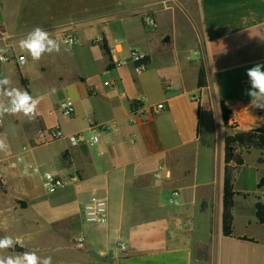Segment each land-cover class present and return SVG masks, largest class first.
Listing matches in <instances>:
<instances>
[{
  "label": "crops",
  "instance_id": "crops-1",
  "mask_svg": "<svg viewBox=\"0 0 264 264\" xmlns=\"http://www.w3.org/2000/svg\"><path fill=\"white\" fill-rule=\"evenodd\" d=\"M120 7L124 15L119 17L120 22L134 18L140 9L154 16L155 28L160 21L158 15L165 19L170 35L158 38L160 55L172 53L176 72L165 79L151 71L153 33L139 28L130 36L125 26H120V32L108 28V21L98 31L99 37L88 42L101 49L103 61L98 71L107 79L88 82L77 73L65 78L71 97L92 102L90 109L81 113L85 129L89 132V119L106 126V131L98 134V141L70 145L66 137L81 134L83 129L65 133L57 124L51 125L45 106L37 108L28 142L37 140L40 128L58 127L66 140L68 161L66 165L61 162L60 169L53 173L77 178L71 183L77 194L101 183L105 195L99 197L106 200L107 207L105 225L78 226L77 235H83L84 247L70 246L76 249V255L67 262L52 264H238L224 247L225 241H257L245 235L234 236L233 230L232 237L222 235L223 141L220 186L216 177L215 182L212 178L198 181L197 149L200 124L210 110L226 130L222 140L234 132L222 124L220 100L230 110L229 123L236 125L232 128L235 131L264 128V109L251 106L253 97L246 94L251 88L246 70L264 64V0H145L139 6ZM75 15L48 13L43 21L33 22L28 10L16 8L10 12L0 6V52L21 54L25 65L33 67L31 56L19 48V40L37 26L58 42L65 34L82 39V31L90 24ZM57 17L65 20L59 23ZM131 51L150 58L140 73H135L130 63ZM65 62L73 64V59ZM9 63L18 81L19 76L26 80L31 95L27 69L14 61ZM199 65L205 83L198 89ZM38 69L40 75L45 74L44 65L40 63ZM109 79L115 82L113 86L105 84ZM149 89H154L155 100L148 99ZM66 99L73 105L69 97ZM135 101L145 107L163 103L164 109L133 116L130 105ZM256 103L264 105V98L256 99ZM13 122L18 123L16 116ZM171 190L179 192L175 206L168 204ZM214 219L217 227L213 230ZM246 254L249 258V249Z\"/></svg>",
  "mask_w": 264,
  "mask_h": 264
},
{
  "label": "rangeland",
  "instance_id": "rangeland-1",
  "mask_svg": "<svg viewBox=\"0 0 264 264\" xmlns=\"http://www.w3.org/2000/svg\"><path fill=\"white\" fill-rule=\"evenodd\" d=\"M143 1L145 0H0V6L10 12L16 8L30 11L33 22L43 21L49 13L57 14L59 17L76 14V18L86 20L85 22L90 24L88 29L82 31L83 38H78L73 47L60 44L59 52L44 53L40 60H33V67H28L27 64L21 66V69H27L31 95L34 98L42 97L40 102L42 107L39 104L37 108L42 109L45 106L44 111L48 112L51 125L57 124L65 133L69 130L83 129L81 139L88 143L91 134L85 129L86 121L81 118V113H86L92 102L83 101L79 97L77 99L71 97L68 88H65V78L72 73H77L86 78L88 82L101 77L102 80L107 79L103 78L101 72L98 71L103 61L101 49L88 42L99 37L98 31L103 30L108 21H110L107 23V26H110L108 28L120 32V26H125L129 29L130 36L136 34L139 28L153 33L154 37L150 45L151 71L165 79L175 74L173 65L175 59L172 53L171 56L160 55L162 47L158 43V38L163 39L167 34L170 35V28L166 26L165 19L158 15L160 21L157 28L154 26L147 28L144 25L142 27L139 17L140 13L146 10L140 9L135 12L134 18L119 21V17L124 16L119 11L122 10L120 4L139 6ZM64 20L58 18L57 22ZM154 22H156L155 18ZM70 58L73 59V64L65 62ZM40 63L45 67L43 75L39 73ZM5 76L11 79L13 86L23 89L11 63L2 66L0 78ZM78 83L76 81V84ZM149 92L151 93L148 99L155 100L154 89L151 91L149 89ZM66 97L72 100L74 106L75 113L70 117L60 113V105ZM4 102L7 103L6 98ZM14 116L18 120L17 124L13 122ZM215 119L213 110H210L200 124L196 161L197 179L199 182H204L212 178L215 182L214 177H216L220 186L222 137L226 130L219 118L218 121ZM0 121V139L8 145L7 150L0 151V238L11 236L18 239L21 241L18 245L23 248V252L32 251L42 258L51 256L52 263L67 262L77 252L70 246L74 245L78 226L82 228L90 226L85 223L82 215L84 199L89 196L104 197L102 185L94 183L92 188L89 187L90 191L77 194L76 188L72 186L68 178L56 173L68 184L55 193H47L42 188L41 176L45 171L55 172L54 169H60L61 162L66 165L68 161V155L64 153L66 140L61 138L41 141L38 135L37 140L30 144L28 138L34 130L33 119L23 114H5L0 117ZM168 124L165 125L168 126ZM228 131L233 132L235 129L229 128ZM240 152L243 164L232 172L233 189L236 192L231 209L233 234L234 236L251 237L257 243L239 242L232 239L233 241H225L224 247L226 246L231 251L229 253L233 254L238 264L246 261L250 264H264V227L256 223L253 213L254 203L264 202V189L256 187L258 180L264 177V150L241 148ZM17 158L19 161L16 162ZM32 168H36L37 172H33ZM247 221L250 223L248 224ZM213 223L214 230L215 226L217 227L215 219ZM247 249L250 250L249 258L246 254ZM3 252L15 254L12 249L3 250Z\"/></svg>",
  "mask_w": 264,
  "mask_h": 264
},
{
  "label": "clouds",
  "instance_id": "clouds-1",
  "mask_svg": "<svg viewBox=\"0 0 264 264\" xmlns=\"http://www.w3.org/2000/svg\"><path fill=\"white\" fill-rule=\"evenodd\" d=\"M71 44L72 41H64ZM19 48L27 52L32 60L38 61L44 53L60 51V42L50 38L48 31L37 26L27 34L25 38L19 40ZM23 61L25 57H20ZM6 57L0 56V63H6ZM264 64L257 63L246 70L251 88L246 94L253 97L251 106L264 109V105L256 103V99L264 98ZM7 100V103L4 100ZM42 97H33L25 89L15 87L9 77L0 78V117L5 114H23L29 119H35L37 106ZM8 145L0 139V151L7 150ZM21 241L11 236L0 238V264H52L51 256L39 257L35 252L25 251L23 253L5 254L3 250L13 249Z\"/></svg>",
  "mask_w": 264,
  "mask_h": 264
},
{
  "label": "built area",
  "instance_id": "built-area-1",
  "mask_svg": "<svg viewBox=\"0 0 264 264\" xmlns=\"http://www.w3.org/2000/svg\"><path fill=\"white\" fill-rule=\"evenodd\" d=\"M142 23L147 28L153 27L155 25L154 18L150 14H145L142 16ZM72 41L71 44L65 43L64 41ZM77 43L76 37L73 35L65 34L60 38V44L66 46V47H73ZM0 56L6 57L7 62L9 63L11 61H14L15 64L18 67L24 66L26 63L25 60H21L20 57L23 55L17 54L13 55L7 52H0ZM24 57V56H23ZM130 63L132 64L134 61H137L139 58H141V55L137 54L135 51H131L129 54ZM6 63H0V71L4 64ZM145 66L140 65L137 67L133 66V70L135 73H140ZM106 85L113 86L115 82L111 79L107 80L105 82ZM168 89V87H166ZM164 109L163 103H157L153 107H145L142 105L141 102L136 101L134 102V105L131 108V114L133 116H145L149 114H155L158 111H161ZM60 113L64 116L70 117L74 114V107L69 99L63 100V102L60 105ZM106 126L97 124L93 119L88 120V130L90 132V137L88 139V142L90 144H95L98 141V134L100 132L106 131ZM38 135L40 136L41 141H52V140H58L64 137L62 131L58 127L49 128L48 130H39ZM69 144L72 146H76L81 139V134H74L69 135L66 137ZM19 161V158H17L16 162ZM33 172H37L36 168H32ZM69 182H76L77 178L75 177H69ZM68 184V182H65L60 176L53 172L45 171L41 176V185L42 188L49 194L55 193L63 188ZM179 198V192L178 190H171L170 195L168 198V204L175 206L177 204ZM82 215L85 223L89 225H96V226H103L107 222V207H106V200L101 197L92 196L90 197L82 206ZM120 249H123L122 244H118ZM74 246L78 249H82L84 247V237L82 234H78L74 238Z\"/></svg>",
  "mask_w": 264,
  "mask_h": 264
},
{
  "label": "trees",
  "instance_id": "trees-1",
  "mask_svg": "<svg viewBox=\"0 0 264 264\" xmlns=\"http://www.w3.org/2000/svg\"><path fill=\"white\" fill-rule=\"evenodd\" d=\"M102 47L106 49L105 43ZM150 63V58L147 55L141 56L137 61L132 63V66L137 67L140 65L147 66ZM20 85L23 89L28 91L26 80L19 76ZM204 71L202 66L199 65L196 87L202 88L204 86ZM136 102V101H135ZM134 102L131 103V108ZM219 110L222 124L227 128H235L236 125L229 123L230 110L225 106L223 101H219ZM42 130V128H40ZM254 148L264 150V128H254L247 131H234L232 134L227 135L223 139V179H222V212H221V231L224 237H232V214L233 196L236 192L233 189V176L232 172L243 164L242 154L240 149ZM256 187L264 189V177H261ZM254 218L257 224L264 227V202L256 201L253 205ZM240 240L252 239L246 237H239Z\"/></svg>",
  "mask_w": 264,
  "mask_h": 264
},
{
  "label": "water",
  "instance_id": "water-1",
  "mask_svg": "<svg viewBox=\"0 0 264 264\" xmlns=\"http://www.w3.org/2000/svg\"><path fill=\"white\" fill-rule=\"evenodd\" d=\"M14 252H18V253H22L23 252V248L20 245H16L13 249Z\"/></svg>",
  "mask_w": 264,
  "mask_h": 264
}]
</instances>
